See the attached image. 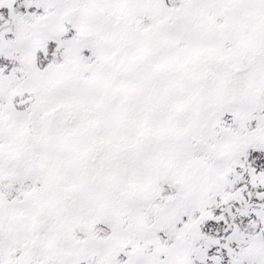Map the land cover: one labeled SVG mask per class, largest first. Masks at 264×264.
I'll return each instance as SVG.
<instances>
[{
	"label": "snow or ice",
	"instance_id": "obj_1",
	"mask_svg": "<svg viewBox=\"0 0 264 264\" xmlns=\"http://www.w3.org/2000/svg\"><path fill=\"white\" fill-rule=\"evenodd\" d=\"M0 264H264V0H0Z\"/></svg>",
	"mask_w": 264,
	"mask_h": 264
}]
</instances>
